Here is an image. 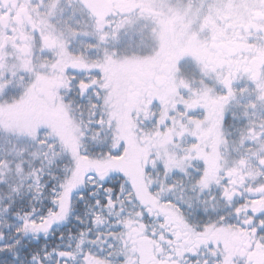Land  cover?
<instances>
[{
	"label": "flooded vegetation",
	"instance_id": "1",
	"mask_svg": "<svg viewBox=\"0 0 264 264\" xmlns=\"http://www.w3.org/2000/svg\"><path fill=\"white\" fill-rule=\"evenodd\" d=\"M105 2L112 12L99 24L80 0H0V122L56 143L59 131L71 147L81 135L65 111L95 121L110 104L120 111L122 158L109 173L124 179L121 188L154 198L144 206L135 193L137 211L98 264H264V0L195 5L188 35L164 37L151 73V58L130 59L110 46L126 35V16H154L144 6L160 1ZM150 20L147 37L155 41L163 29ZM186 80L204 87L176 90ZM169 86L170 182L158 189L137 153L156 138V97Z\"/></svg>",
	"mask_w": 264,
	"mask_h": 264
},
{
	"label": "trees",
	"instance_id": "2",
	"mask_svg": "<svg viewBox=\"0 0 264 264\" xmlns=\"http://www.w3.org/2000/svg\"><path fill=\"white\" fill-rule=\"evenodd\" d=\"M40 137L27 142L29 149L16 147V182L0 185V264H85L89 256L104 261L117 246L110 237L136 211L133 191L121 188L119 173L98 179L86 174L96 173L93 169L79 166L73 186L63 187L72 162L55 141ZM14 141L5 135V142ZM86 147V158L104 151Z\"/></svg>",
	"mask_w": 264,
	"mask_h": 264
},
{
	"label": "rangeland",
	"instance_id": "3",
	"mask_svg": "<svg viewBox=\"0 0 264 264\" xmlns=\"http://www.w3.org/2000/svg\"><path fill=\"white\" fill-rule=\"evenodd\" d=\"M160 1V5L156 3H152L144 6L152 15L156 17V21L160 22L156 27H162L163 32L160 34V37L156 38L155 41L153 39H148L147 34H149V28L153 21L151 19H155L154 16L140 14L137 16H126L125 22L128 25L129 29H126V35L122 36V39L119 42H111V52L117 55L126 56L129 58L131 56L134 60L145 61V59L151 58L148 60V65H146V70L148 72L153 71L152 69L158 66L162 60V46L164 44L163 40L169 33L180 34V35H188L189 32V20L191 19V13L194 10L195 5L201 8H206L209 5V0H173L175 2V6L171 5L172 0H155ZM236 0H219V3L222 7H227L231 5H235ZM214 0H212V3ZM207 16L210 14L207 12ZM152 22V23H151ZM169 29V30H168ZM179 45L187 46L188 42L185 40H178ZM162 45V46H161ZM158 48V50H157ZM157 52V53H156ZM156 53V54H155ZM145 69V66L143 65ZM151 73V72H150ZM170 79V77H169ZM191 82L186 80L184 84L176 87V90L181 92L186 91L190 92L191 90H195V88L204 87L203 84L198 83L195 88L190 85ZM11 102L16 103L15 112L21 113L23 110V105L21 104L22 97L20 95H15V97L9 96ZM6 101V100H5ZM156 106L157 108L154 111L155 121H153V129L150 131L152 136L156 138L151 144H148L141 147L137 153L138 162L146 165L148 171L152 174L147 182H154L157 184V188H165V184L170 182L168 177L170 175V121L175 117V115L171 114L170 110V86L166 90V93L158 94L156 97ZM111 109V110H109ZM109 109H104L102 111V117L99 116L96 118L98 121L93 119V115L89 112L85 111L83 113H79L81 116L78 117L76 112L73 111H65L67 116L70 117V122L73 125L72 133L73 135L80 134L81 136L76 139L73 146H69L67 142L63 141L62 133L59 131H53L56 138H58L57 145L61 148V151L71 160L73 167L71 168V172L69 173L68 179L65 181V188H71L75 181L77 180V175L79 174L77 166L79 168L93 169L97 173L98 179H105L111 173H109V169L112 165H115L122 158V154L119 153V129H118V121L115 120L116 114L117 117L120 115L119 110H115L114 107L110 104ZM134 109H129L128 112L131 113L135 111ZM109 110V111H108ZM117 113H116V112ZM87 114V115H86ZM2 115V114H0ZM180 115V114H179ZM110 120L109 123L111 125V129L113 132L109 133V130L106 129L108 123L105 122V118ZM182 116V114L180 115ZM104 117V118H103ZM81 118V119H79ZM189 119V118H187ZM24 123H21L23 125ZM11 125V124H10ZM8 122H0V151H3L0 159V185L1 183H15L14 175H17L16 168L13 170L12 163L14 161V154H17L19 149H29L30 143L27 142H35L40 137V134L30 133L28 127L18 128H8ZM103 126V127H102ZM118 126V127H117ZM94 127V128H93ZM106 127V128H104ZM101 131L105 132L104 141L102 142L98 133ZM5 135L9 137L11 140L15 138V141L5 142ZM17 142V143H16ZM90 144V149L100 147L103 149V154L98 153L96 157L86 158V154L88 153V148L86 144ZM16 148V149H15ZM89 149V150H90ZM13 153V154H12ZM96 154V153H95ZM92 158V159H91ZM85 165V166H84ZM140 170H135L137 178L143 184L144 178L146 175H142L141 178ZM82 173V172H81ZM127 173L132 174V170ZM126 173V174H127ZM86 174L95 176L92 172H86ZM128 176V175H127ZM17 177V176H16ZM18 179V178H17ZM132 182H137L133 178H128ZM128 180V181H129ZM129 181V182H130ZM133 191L134 198L141 199L142 204L145 206L147 201L146 199L154 198L153 195L147 193V191H142L138 188L137 191ZM136 193V196H135ZM143 194V195H142ZM127 200H133V195L129 192L126 193ZM145 195V196H144ZM142 198H141V197ZM149 203V202H148ZM109 204V203H108ZM137 211V210H136ZM108 240L111 238L112 241H116L119 239V236L107 237ZM118 243V242H117ZM116 243V244H117ZM85 264H98L97 260L92 257H87L85 260Z\"/></svg>",
	"mask_w": 264,
	"mask_h": 264
},
{
	"label": "water",
	"instance_id": "4",
	"mask_svg": "<svg viewBox=\"0 0 264 264\" xmlns=\"http://www.w3.org/2000/svg\"><path fill=\"white\" fill-rule=\"evenodd\" d=\"M80 3L99 24L109 18L112 12L111 4L105 0H80Z\"/></svg>",
	"mask_w": 264,
	"mask_h": 264
}]
</instances>
